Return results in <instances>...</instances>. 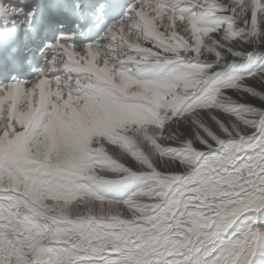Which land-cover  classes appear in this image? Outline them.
Listing matches in <instances>:
<instances>
[{
  "label": "snow or ice",
  "instance_id": "obj_1",
  "mask_svg": "<svg viewBox=\"0 0 264 264\" xmlns=\"http://www.w3.org/2000/svg\"><path fill=\"white\" fill-rule=\"evenodd\" d=\"M0 264H264V0H0Z\"/></svg>",
  "mask_w": 264,
  "mask_h": 264
}]
</instances>
